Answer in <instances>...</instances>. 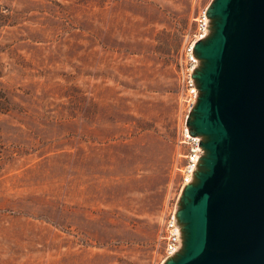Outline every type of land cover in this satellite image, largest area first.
Masks as SVG:
<instances>
[{
    "label": "rangeland",
    "instance_id": "obj_1",
    "mask_svg": "<svg viewBox=\"0 0 264 264\" xmlns=\"http://www.w3.org/2000/svg\"><path fill=\"white\" fill-rule=\"evenodd\" d=\"M209 2L0 0V264L159 263Z\"/></svg>",
    "mask_w": 264,
    "mask_h": 264
},
{
    "label": "water",
    "instance_id": "obj_2",
    "mask_svg": "<svg viewBox=\"0 0 264 264\" xmlns=\"http://www.w3.org/2000/svg\"><path fill=\"white\" fill-rule=\"evenodd\" d=\"M187 125L203 154L163 264H264V0H211Z\"/></svg>",
    "mask_w": 264,
    "mask_h": 264
},
{
    "label": "built area",
    "instance_id": "obj_3",
    "mask_svg": "<svg viewBox=\"0 0 264 264\" xmlns=\"http://www.w3.org/2000/svg\"><path fill=\"white\" fill-rule=\"evenodd\" d=\"M207 6L205 5L197 12L194 18V30L185 42L180 57L179 79L183 88L181 98L185 111L181 122L179 142L186 146V151L183 155L185 160L181 166V190L186 184L192 182L200 157L203 154V149L200 145L201 138L191 135L187 122L198 96V89L193 74L199 66V59L195 55L194 45L197 41L204 39L210 32V18L207 14ZM178 202L179 197L168 204L164 210L162 227L163 250L158 264H163L166 259L174 256L181 248L182 232L176 215L179 207Z\"/></svg>",
    "mask_w": 264,
    "mask_h": 264
}]
</instances>
